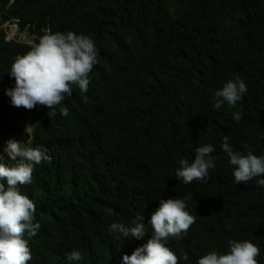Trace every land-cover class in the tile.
Returning <instances> with one entry per match:
<instances>
[{"label": "trees", "instance_id": "trees-1", "mask_svg": "<svg viewBox=\"0 0 264 264\" xmlns=\"http://www.w3.org/2000/svg\"><path fill=\"white\" fill-rule=\"evenodd\" d=\"M8 2L0 0V5ZM171 10L179 14L171 16ZM11 14L20 18L21 28L29 25L27 35L33 41L47 30L90 35L100 47L148 41L150 45L142 51L144 59L126 81L153 96V106L147 110L152 114L165 110L158 102L165 80L170 78L182 93L198 80V101L189 125L166 145L175 151V161L188 157L201 147L204 126L210 123L209 144L215 146L217 163L206 183L183 186L169 181L161 187L145 184L132 190L133 184L122 178L117 165L111 168L89 142L76 138L68 115L49 117L33 127L30 136L31 146L49 149L51 161L36 165L32 182L20 186L34 202L35 222L41 225L35 236H25L32 254L28 264H122L123 255H131L151 238L148 220L159 200L169 195L188 197L186 210L197 216L187 236L168 240L167 247L179 264H196L211 251L225 253L233 239L257 245L261 249L258 264H264V186H257L264 176L247 183L231 182L234 166L221 148L223 137L228 136L237 151L263 155L264 137L244 136L224 125L218 117L231 116L235 110L214 107V92L241 75L249 87L234 107L243 119L264 122V0H15ZM28 51L25 44L6 43L0 31L1 68ZM98 100L93 90L90 98L80 100V106L92 114ZM10 117L0 110V144H6L8 136L15 141L29 136L22 129V118L12 125ZM113 125L124 137L136 123L125 118ZM157 150L146 159L152 161ZM60 158L65 168L56 174ZM141 214L146 231L142 239L109 233L112 223L131 225ZM73 250L81 253V260H67Z\"/></svg>", "mask_w": 264, "mask_h": 264}, {"label": "clouds", "instance_id": "clouds-1", "mask_svg": "<svg viewBox=\"0 0 264 264\" xmlns=\"http://www.w3.org/2000/svg\"><path fill=\"white\" fill-rule=\"evenodd\" d=\"M14 2L9 0L5 6L0 5V31L6 43L25 44L19 39L21 33L27 34L29 25L21 28L20 18L12 16ZM168 14L179 13L171 10ZM25 45L29 46L26 54L18 55L6 68L0 67V110L10 113L12 125L16 118H22V129L29 135L16 141L11 136L6 137L5 153L0 155V264H28L32 259L25 236H35L41 225L35 222L34 202L20 191V186L32 182L36 165L51 161L49 149L41 144L31 146L30 136L32 128L48 121L49 117L68 115L76 138L89 142L111 168L117 165L121 177L133 184L132 190L145 184L161 187L169 181L183 186L209 181V172L217 164L213 157L215 146L209 144L213 136L210 123L204 126L201 147L188 157L175 161V151L166 145L189 125L198 101V80L184 93L170 78L165 80L158 99L165 110L152 114L147 110L153 106V96L138 91L126 81L144 59L142 51L150 45L148 41L130 40L100 47L90 35L47 30L41 37L37 36L36 41L32 38ZM248 87V81L236 75L214 92L215 108L223 105L235 110L233 115L223 114L218 120L244 136L264 137V122L250 117L243 119L240 109L234 107ZM93 90L99 100L94 104L93 113L88 114L81 108L80 100L90 98ZM125 118L135 121L136 126L121 137L113 123ZM156 148L153 160H147V155ZM221 148L234 166L231 182L247 183L254 177L264 176V154L237 151L228 136L223 137ZM257 186H264V179H258ZM187 199L169 195L159 200V207L148 220L151 238L131 255H123L122 264H179V258L167 244L170 237L180 239L193 230L197 216L186 210ZM143 219L141 214L131 225L114 222L108 231L119 234L117 238L140 240L146 236ZM260 252L249 240L233 239L228 241L227 252L211 251L198 258L196 264H258ZM81 259L77 250L67 255L69 261ZM183 259L187 261L188 255L184 254Z\"/></svg>", "mask_w": 264, "mask_h": 264}, {"label": "bare ground", "instance_id": "bare-ground-1", "mask_svg": "<svg viewBox=\"0 0 264 264\" xmlns=\"http://www.w3.org/2000/svg\"><path fill=\"white\" fill-rule=\"evenodd\" d=\"M5 148H6V144H0V155L5 153L4 152ZM48 155H50V154H48ZM50 157H51V155H50ZM43 163H47V162H43ZM43 163L41 162L39 165H41ZM64 168H65V162L62 158H60V160L58 161V163L54 167V173L59 174L60 171Z\"/></svg>", "mask_w": 264, "mask_h": 264}, {"label": "rangeland", "instance_id": "rangeland-1", "mask_svg": "<svg viewBox=\"0 0 264 264\" xmlns=\"http://www.w3.org/2000/svg\"><path fill=\"white\" fill-rule=\"evenodd\" d=\"M16 41H17V39H16ZM19 41L23 42L25 44H28V43H30L32 41V38L28 37L26 33L25 34L21 33Z\"/></svg>", "mask_w": 264, "mask_h": 264}]
</instances>
